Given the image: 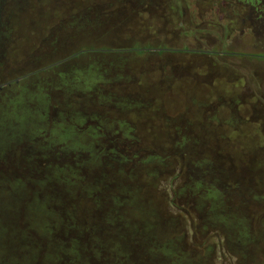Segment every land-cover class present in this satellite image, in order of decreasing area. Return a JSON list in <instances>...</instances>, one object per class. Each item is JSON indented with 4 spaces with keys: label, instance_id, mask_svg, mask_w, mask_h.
<instances>
[{
    "label": "rangeland",
    "instance_id": "rangeland-1",
    "mask_svg": "<svg viewBox=\"0 0 264 264\" xmlns=\"http://www.w3.org/2000/svg\"><path fill=\"white\" fill-rule=\"evenodd\" d=\"M262 57L264 0H0V264H264Z\"/></svg>",
    "mask_w": 264,
    "mask_h": 264
},
{
    "label": "flooded vegetation",
    "instance_id": "flooded-vegetation-1",
    "mask_svg": "<svg viewBox=\"0 0 264 264\" xmlns=\"http://www.w3.org/2000/svg\"><path fill=\"white\" fill-rule=\"evenodd\" d=\"M244 1L248 3L251 12L257 11L258 13H260L263 0H244Z\"/></svg>",
    "mask_w": 264,
    "mask_h": 264
},
{
    "label": "trees",
    "instance_id": "trees-1",
    "mask_svg": "<svg viewBox=\"0 0 264 264\" xmlns=\"http://www.w3.org/2000/svg\"><path fill=\"white\" fill-rule=\"evenodd\" d=\"M182 54H185L186 50L183 49V51H181ZM264 59V57H262ZM70 136V132L68 130H64L63 128L60 129V132L57 134V132L54 133V137L57 139H65L66 137ZM143 136V135H142ZM125 203L128 204V202L126 201ZM32 212L35 214L34 210H32Z\"/></svg>",
    "mask_w": 264,
    "mask_h": 264
},
{
    "label": "crops",
    "instance_id": "crops-1",
    "mask_svg": "<svg viewBox=\"0 0 264 264\" xmlns=\"http://www.w3.org/2000/svg\"><path fill=\"white\" fill-rule=\"evenodd\" d=\"M175 8H176V7H170V9H169V10L171 11L172 9H174V10H176V11H177V9H175Z\"/></svg>",
    "mask_w": 264,
    "mask_h": 264
},
{
    "label": "water",
    "instance_id": "water-1",
    "mask_svg": "<svg viewBox=\"0 0 264 264\" xmlns=\"http://www.w3.org/2000/svg\"><path fill=\"white\" fill-rule=\"evenodd\" d=\"M6 84H9V83H6ZM6 84H5V85H6ZM1 86H2V85H0V88H1Z\"/></svg>",
    "mask_w": 264,
    "mask_h": 264
}]
</instances>
